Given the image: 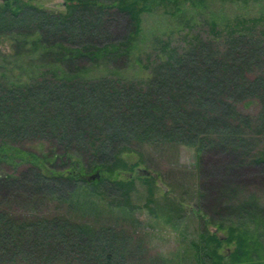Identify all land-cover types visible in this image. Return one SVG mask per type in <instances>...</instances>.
Listing matches in <instances>:
<instances>
[{
	"label": "trees",
	"instance_id": "obj_1",
	"mask_svg": "<svg viewBox=\"0 0 264 264\" xmlns=\"http://www.w3.org/2000/svg\"><path fill=\"white\" fill-rule=\"evenodd\" d=\"M186 1L209 2L64 0L56 9L0 0V44L10 37L18 66L31 69L27 81L0 71V191L37 203L60 197L76 210L110 198L136 221L135 177L112 179L128 167L124 154L186 143L202 154L203 173L214 174L197 209L227 231L202 234L198 264H264V19L207 18L205 36L185 20ZM149 12L177 16L179 25L142 51ZM131 66L147 74H114ZM101 67L108 72L89 73ZM96 169L100 177L88 179ZM118 224L0 207V263L125 264L144 237ZM225 242L233 249L222 250Z\"/></svg>",
	"mask_w": 264,
	"mask_h": 264
},
{
	"label": "rangeland",
	"instance_id": "obj_2",
	"mask_svg": "<svg viewBox=\"0 0 264 264\" xmlns=\"http://www.w3.org/2000/svg\"><path fill=\"white\" fill-rule=\"evenodd\" d=\"M32 1L43 7L65 9L64 0ZM185 7H188L185 20L188 19L192 23V28L194 27L191 30L201 32L205 36L208 25L204 20L207 18L225 21L237 15H245L259 16L264 19V0H248L246 3L237 0H209L204 6L193 5L186 1ZM178 25L177 16L154 12L144 13L143 33L137 49L144 51L149 47L154 34L168 33ZM11 40L10 37L6 38L0 44V49L7 55L6 60L0 55V71L6 70L10 80L27 81L31 73L30 66H27V63L24 69L18 66L12 54L15 50ZM172 40L174 44L180 46L184 44L183 39L176 32ZM105 72L108 70L102 67L89 71L92 75ZM114 74L133 77L144 76L147 73L142 66L137 68L131 66ZM27 146L36 150L41 149L39 143H29ZM124 158L128 162V167L117 169L112 173V179L135 177L133 185L135 188L131 198L137 207L130 212L135 216L136 221H133L132 217L123 211L124 207L117 206L115 202H108L110 198L99 199L97 207L93 205V208L84 207L76 210L60 197H51L37 203L30 198L17 199L12 192L0 191V207L9 214L21 217L32 213L60 212L85 219L89 223H120L130 226L143 235L144 243L140 245V240L133 242L131 250L126 255L125 264H198L200 258L203 260L204 256L201 253L200 256L198 255V248L195 244L198 242L199 247L204 245L202 234L206 235L209 232L227 234L226 230L219 229L214 222H206L207 216L203 214L202 217L197 209L204 206V199L201 196L203 189L209 186L214 175L213 169L208 170V176L205 175L201 168L202 154L195 146L182 142L147 145V149H143L141 154L128 152L124 154ZM208 158L210 157H206L207 163ZM5 164L9 168L10 164ZM208 164L211 165V162ZM143 169H146L147 175L152 177L148 178V181L141 178L144 174ZM94 171L91 170L88 173L91 174ZM101 171L103 175L107 174L106 170ZM110 193L113 194L114 191L111 190ZM208 201L214 202L212 199ZM178 203L181 207H178ZM214 219L219 221V214ZM233 247L234 242H225L221 249L230 251ZM200 249L202 250V247ZM13 264L32 263L26 261Z\"/></svg>",
	"mask_w": 264,
	"mask_h": 264
},
{
	"label": "water",
	"instance_id": "obj_3",
	"mask_svg": "<svg viewBox=\"0 0 264 264\" xmlns=\"http://www.w3.org/2000/svg\"><path fill=\"white\" fill-rule=\"evenodd\" d=\"M57 4L60 5V3H57ZM143 171H144V174H147L148 173V171L146 169H143ZM86 177L88 179H94V178L100 177V170L99 169H96L93 173L88 174Z\"/></svg>",
	"mask_w": 264,
	"mask_h": 264
}]
</instances>
